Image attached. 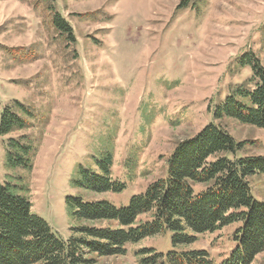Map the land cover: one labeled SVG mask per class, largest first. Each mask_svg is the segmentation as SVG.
I'll return each instance as SVG.
<instances>
[{"label":"rangeland","instance_id":"1","mask_svg":"<svg viewBox=\"0 0 264 264\" xmlns=\"http://www.w3.org/2000/svg\"><path fill=\"white\" fill-rule=\"evenodd\" d=\"M182 1L0 0V116L19 100L49 119L30 131L40 144L29 182L34 213L60 238L70 239L76 225L68 198L129 206L166 177L180 142L219 124L217 107L253 75L239 59L251 52L264 66V0H196L179 9ZM54 12L76 42L56 30ZM222 125L244 142L238 157L264 156L263 130L228 119ZM7 138L0 137V184L8 173ZM107 153L112 181L124 190H82L81 171L99 172ZM250 182L253 197L264 202V176ZM238 226L178 250H206L221 264L235 247ZM150 248L174 250L172 235L128 246L123 257L93 258L139 264L138 253ZM251 264H264V252Z\"/></svg>","mask_w":264,"mask_h":264},{"label":"trees","instance_id":"2","mask_svg":"<svg viewBox=\"0 0 264 264\" xmlns=\"http://www.w3.org/2000/svg\"><path fill=\"white\" fill-rule=\"evenodd\" d=\"M195 2L183 0L178 8ZM52 24L76 42L72 27L59 13H53ZM239 67L251 68L253 75L233 86L217 107L214 119L219 124L211 123L180 142L167 160L166 177L133 196L129 206L67 199L76 224L68 240L33 211L29 177L40 141L30 131L49 119L19 100L4 107L0 137H8L4 160L8 173L0 184V264H96L95 258L123 257L128 246L168 234L175 249L167 253L143 249L139 264H218L206 250L178 248L193 246L201 237L232 225H239L233 234L235 247L221 264H251L264 252V202L253 197L250 182L255 175L264 176V156L238 157L244 142L236 141L222 122L234 120L264 131V66L248 52L239 59ZM111 166L112 154L107 153L99 172L81 171L77 186L96 194L122 192L124 185L112 181Z\"/></svg>","mask_w":264,"mask_h":264}]
</instances>
